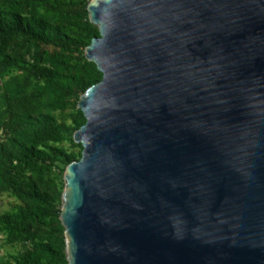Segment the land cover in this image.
<instances>
[{
  "label": "water",
  "instance_id": "obj_1",
  "mask_svg": "<svg viewBox=\"0 0 264 264\" xmlns=\"http://www.w3.org/2000/svg\"><path fill=\"white\" fill-rule=\"evenodd\" d=\"M63 172L68 264H264V0H90Z\"/></svg>",
  "mask_w": 264,
  "mask_h": 264
},
{
  "label": "trees",
  "instance_id": "obj_2",
  "mask_svg": "<svg viewBox=\"0 0 264 264\" xmlns=\"http://www.w3.org/2000/svg\"><path fill=\"white\" fill-rule=\"evenodd\" d=\"M90 0H0V264H68L63 172L82 146L79 96L102 79L83 50Z\"/></svg>",
  "mask_w": 264,
  "mask_h": 264
},
{
  "label": "rangeland",
  "instance_id": "obj_3",
  "mask_svg": "<svg viewBox=\"0 0 264 264\" xmlns=\"http://www.w3.org/2000/svg\"><path fill=\"white\" fill-rule=\"evenodd\" d=\"M9 208L7 202L4 200L1 205V211ZM18 247H9V246H1L0 245V255H5L7 252L15 251Z\"/></svg>",
  "mask_w": 264,
  "mask_h": 264
}]
</instances>
